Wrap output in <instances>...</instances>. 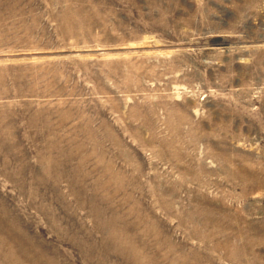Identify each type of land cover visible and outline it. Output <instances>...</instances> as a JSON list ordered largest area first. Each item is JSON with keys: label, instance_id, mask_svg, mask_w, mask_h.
<instances>
[{"label": "rangeland", "instance_id": "1", "mask_svg": "<svg viewBox=\"0 0 264 264\" xmlns=\"http://www.w3.org/2000/svg\"><path fill=\"white\" fill-rule=\"evenodd\" d=\"M0 264H264V0H0Z\"/></svg>", "mask_w": 264, "mask_h": 264}]
</instances>
